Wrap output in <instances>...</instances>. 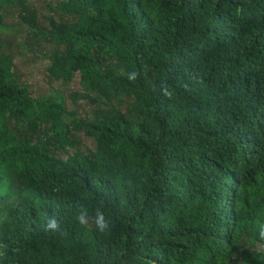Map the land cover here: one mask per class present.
Here are the masks:
<instances>
[{"label": "trees", "instance_id": "16d2710c", "mask_svg": "<svg viewBox=\"0 0 264 264\" xmlns=\"http://www.w3.org/2000/svg\"><path fill=\"white\" fill-rule=\"evenodd\" d=\"M43 1L0 0V264H264V0ZM8 18L78 91L32 95Z\"/></svg>", "mask_w": 264, "mask_h": 264}, {"label": "rangeland", "instance_id": "374dc122", "mask_svg": "<svg viewBox=\"0 0 264 264\" xmlns=\"http://www.w3.org/2000/svg\"><path fill=\"white\" fill-rule=\"evenodd\" d=\"M28 3L37 9L40 13H47L46 4L43 0H28ZM41 19V18H40ZM17 18H8L6 20L7 28L3 32V49L2 51L11 54L14 58V65L17 73L24 77L25 81L35 97L53 95L59 92L68 95L71 92L78 91L77 77L70 83L64 85L60 82L49 84L47 79V67L49 60L43 58L40 47L36 48V52L32 53L26 41L27 32L24 27H20ZM36 47V46H35ZM81 108L80 114H89L92 110L91 105H85L83 101L79 102ZM72 105L68 102V109ZM85 148H93V144L89 139L83 141Z\"/></svg>", "mask_w": 264, "mask_h": 264}, {"label": "clouds", "instance_id": "9594fccd", "mask_svg": "<svg viewBox=\"0 0 264 264\" xmlns=\"http://www.w3.org/2000/svg\"><path fill=\"white\" fill-rule=\"evenodd\" d=\"M134 77H135V73L130 75L129 79H133ZM75 219L82 226H86L90 220L89 212L87 211V209L81 206L75 214ZM92 219L95 223L96 228L100 231L106 230V228L109 225V220L106 217L104 211L101 210V208L96 209ZM45 228L46 230H51L54 232L60 231L61 230L60 221L55 216L46 217L45 218ZM258 235L261 239H264V223H261L258 225Z\"/></svg>", "mask_w": 264, "mask_h": 264}]
</instances>
